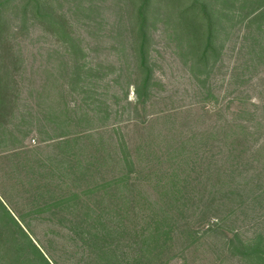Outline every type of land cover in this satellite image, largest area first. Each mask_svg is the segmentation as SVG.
<instances>
[{
  "label": "trees",
  "instance_id": "1",
  "mask_svg": "<svg viewBox=\"0 0 264 264\" xmlns=\"http://www.w3.org/2000/svg\"><path fill=\"white\" fill-rule=\"evenodd\" d=\"M64 1L0 0V264H167L172 233L186 228L216 234V264H264V164L253 178L233 176L264 162L263 122L246 106L227 118L232 101L216 84V218L199 231L177 226V194L166 191L179 176L161 171L170 150L149 114L160 9L198 65L216 54L217 72L223 33L236 25L253 27L264 59V0H216V9L211 0H107L110 61L91 58L75 20L87 16L98 40L103 8ZM30 38L47 58L31 60ZM243 215L249 229H231Z\"/></svg>",
  "mask_w": 264,
  "mask_h": 264
},
{
  "label": "rangeland",
  "instance_id": "2",
  "mask_svg": "<svg viewBox=\"0 0 264 264\" xmlns=\"http://www.w3.org/2000/svg\"><path fill=\"white\" fill-rule=\"evenodd\" d=\"M211 1L216 9V0ZM82 2L84 7L92 5L90 0ZM93 2L100 9L103 8L97 21L101 23L96 29V33L102 38L97 40L89 36L93 35L94 30L86 26L89 22L87 16H75V20L86 36L83 45L91 58L110 61L116 58L115 51L110 48L111 43L104 36L110 34L116 15L107 9V0ZM64 3L68 10L74 11L79 2L65 0ZM160 11V14H155L153 22L155 91L149 114L152 119H159L155 122V130L160 133L170 150V159H165L161 171L171 167V170L176 168L178 172L179 183H173V187L168 188L170 192L166 191V195L172 192L177 194L179 209L173 210V214L181 218L177 226L180 224V227L183 225L186 228L189 223L190 228H198L200 231L201 226L204 228L203 224L216 218L215 207L212 208L214 205L209 204L216 201V84L221 96L232 101L225 112L227 118L235 117L233 113L246 106L252 114L257 115L253 123L256 125L263 122L264 125V59L258 58L259 49L254 50L256 36L253 27L248 29L246 25L240 24L231 27L228 33H223L226 48L217 72L216 54L211 57L207 67L198 65L192 44L181 37L182 32L171 13L163 9ZM32 40L30 38L23 43L31 60L33 55L40 60L47 58L46 49L39 50V44ZM44 44L46 46L47 42ZM238 67L239 75L236 74ZM131 98H135L133 92ZM124 131L130 137L133 136V126ZM263 138L264 135L261 140ZM181 144L184 147L181 153L174 152ZM263 164L264 162L245 165L238 170L234 168L236 171L233 176L239 181L253 178L252 174L257 173ZM159 189V196H162V189ZM207 207L210 209L206 210ZM250 218L251 215H243L229 227L248 230L249 224L246 221ZM188 230L176 229L172 233L170 244L173 245V250L167 255V258L170 257L167 264H216V234L203 235L201 231L196 235ZM185 233L182 245L179 238ZM188 245L190 246L187 247Z\"/></svg>",
  "mask_w": 264,
  "mask_h": 264
}]
</instances>
